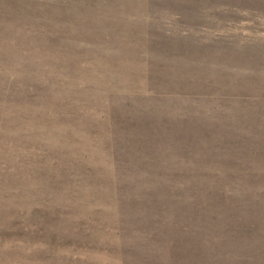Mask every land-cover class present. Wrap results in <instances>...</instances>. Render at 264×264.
<instances>
[{
  "label": "rangeland",
  "instance_id": "1",
  "mask_svg": "<svg viewBox=\"0 0 264 264\" xmlns=\"http://www.w3.org/2000/svg\"><path fill=\"white\" fill-rule=\"evenodd\" d=\"M0 264H264V0H0Z\"/></svg>",
  "mask_w": 264,
  "mask_h": 264
}]
</instances>
